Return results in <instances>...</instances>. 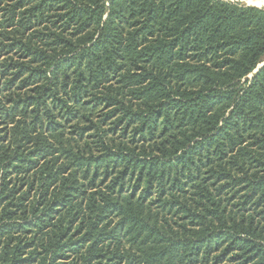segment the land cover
<instances>
[{
    "label": "trees",
    "instance_id": "1",
    "mask_svg": "<svg viewBox=\"0 0 264 264\" xmlns=\"http://www.w3.org/2000/svg\"><path fill=\"white\" fill-rule=\"evenodd\" d=\"M0 264H264V6L0 0Z\"/></svg>",
    "mask_w": 264,
    "mask_h": 264
},
{
    "label": "rangeland",
    "instance_id": "2",
    "mask_svg": "<svg viewBox=\"0 0 264 264\" xmlns=\"http://www.w3.org/2000/svg\"><path fill=\"white\" fill-rule=\"evenodd\" d=\"M229 1H239L245 4L249 5H255V6H264V0H229Z\"/></svg>",
    "mask_w": 264,
    "mask_h": 264
},
{
    "label": "water",
    "instance_id": "3",
    "mask_svg": "<svg viewBox=\"0 0 264 264\" xmlns=\"http://www.w3.org/2000/svg\"><path fill=\"white\" fill-rule=\"evenodd\" d=\"M263 64V63H262ZM262 64H260L256 69H255V71L262 65Z\"/></svg>",
    "mask_w": 264,
    "mask_h": 264
}]
</instances>
